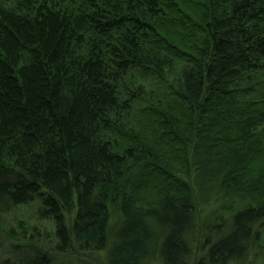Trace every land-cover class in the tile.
<instances>
[{
	"label": "trees",
	"instance_id": "obj_1",
	"mask_svg": "<svg viewBox=\"0 0 264 264\" xmlns=\"http://www.w3.org/2000/svg\"><path fill=\"white\" fill-rule=\"evenodd\" d=\"M0 240L264 264V0H0Z\"/></svg>",
	"mask_w": 264,
	"mask_h": 264
},
{
	"label": "rangeland",
	"instance_id": "obj_2",
	"mask_svg": "<svg viewBox=\"0 0 264 264\" xmlns=\"http://www.w3.org/2000/svg\"><path fill=\"white\" fill-rule=\"evenodd\" d=\"M33 214H34V213H33ZM33 214H32V215H33ZM25 215H26V214H25ZM36 217H37V216H33V218L35 219V221H33V220H32V221H33L35 224L37 223L38 226H40L41 224H39V222H38V220L36 219ZM11 223H13V228H14V227L17 228L18 222L15 223V221L13 220V222H11ZM35 224L33 225V227L36 226ZM44 226L48 227L49 229L51 228V227L49 226V224H47V223H45ZM44 233H50V232H49V230H48L47 232L44 231ZM1 239H2V238H1ZM0 241H2V240H0ZM9 257H10V255H8V254H6V255L3 254L2 256H0V264H3L2 262L8 260Z\"/></svg>",
	"mask_w": 264,
	"mask_h": 264
}]
</instances>
